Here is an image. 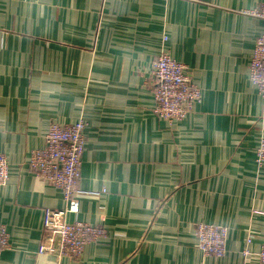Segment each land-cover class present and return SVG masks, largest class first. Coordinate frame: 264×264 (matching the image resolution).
Returning <instances> with one entry per match:
<instances>
[{
    "label": "crops",
    "instance_id": "1",
    "mask_svg": "<svg viewBox=\"0 0 264 264\" xmlns=\"http://www.w3.org/2000/svg\"><path fill=\"white\" fill-rule=\"evenodd\" d=\"M264 0H0V264H258L264 245V100L249 80ZM167 38V41H164ZM203 91L187 117L157 118L162 50ZM87 123L69 222L106 236L78 258L39 254L61 190L28 168L52 122ZM228 228L227 254L204 255L195 226ZM247 251L248 255L244 252Z\"/></svg>",
    "mask_w": 264,
    "mask_h": 264
},
{
    "label": "built area",
    "instance_id": "2",
    "mask_svg": "<svg viewBox=\"0 0 264 264\" xmlns=\"http://www.w3.org/2000/svg\"><path fill=\"white\" fill-rule=\"evenodd\" d=\"M198 2V0H186ZM253 15L264 18V7ZM167 41V38H164ZM157 80L154 90V113L157 118L175 124L183 121L195 104L203 99L202 89L186 73V66L165 49L152 65ZM249 80L264 100V33L257 40L250 62ZM87 123L80 119L71 124L52 122L44 137V146L31 152L28 168L39 179L61 190L66 207L47 209L39 254L58 258H78L85 246L106 236V231L84 222H69L68 214L79 212L78 196L83 154L86 147ZM256 164L264 165V138L255 149ZM9 160L0 153V186L9 181ZM197 246L206 256L224 257L227 254L229 230L217 224L198 223L195 226ZM10 247L6 226L0 225V260ZM248 255V252H244ZM258 264H264V245L257 254Z\"/></svg>",
    "mask_w": 264,
    "mask_h": 264
},
{
    "label": "trees",
    "instance_id": "3",
    "mask_svg": "<svg viewBox=\"0 0 264 264\" xmlns=\"http://www.w3.org/2000/svg\"><path fill=\"white\" fill-rule=\"evenodd\" d=\"M195 236H196V233H195ZM196 239H197V237H196ZM198 245V244H197Z\"/></svg>",
    "mask_w": 264,
    "mask_h": 264
}]
</instances>
